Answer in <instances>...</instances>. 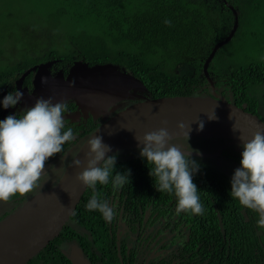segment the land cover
I'll list each match as a JSON object with an SVG mask.
<instances>
[{"label":"trees","instance_id":"obj_1","mask_svg":"<svg viewBox=\"0 0 264 264\" xmlns=\"http://www.w3.org/2000/svg\"><path fill=\"white\" fill-rule=\"evenodd\" d=\"M11 5L23 9L30 23L25 30H34L32 39L45 36L47 47L20 49L15 58L11 54L4 59L0 49V96L4 90L12 92L15 80L27 69L50 60L56 67L76 60L117 64L143 83L149 97L208 94L210 85L202 66L215 44L231 31L235 11V31L215 50L207 72L216 92L264 118V0H0V13L11 14ZM7 25L0 21V43L9 30L11 34ZM59 41L61 46L54 45ZM180 66L186 67L183 73L178 72ZM31 71L25 83L30 82ZM99 123L79 133L73 127L76 139L65 144L64 150ZM118 152L113 153V175L130 170L129 183L114 193L110 180L108 185L98 184L97 191L102 199L109 201L114 195L123 200L121 220L129 232L118 238L116 218L110 225L98 211L86 210L92 194L86 189L75 215L26 264H71L61 248L70 241L81 247L92 264H131L127 261L137 257L127 247L130 237L137 239L136 247L147 248L150 239L163 240L168 247L159 256L146 251L150 258L137 264H264V229L257 227L258 213L231 197L232 174L210 165L203 156L190 155L199 166L193 182L205 212H182L173 219L176 198L157 191L149 175L152 165L139 153L127 158L117 157ZM179 223L181 230L174 232Z\"/></svg>","mask_w":264,"mask_h":264},{"label":"water","instance_id":"obj_2","mask_svg":"<svg viewBox=\"0 0 264 264\" xmlns=\"http://www.w3.org/2000/svg\"><path fill=\"white\" fill-rule=\"evenodd\" d=\"M236 26L237 16L234 11L231 31L226 38L215 44L203 63L202 70L210 85L208 94L149 97L139 79L110 62L90 65L76 60L64 78L62 73L50 77L47 66L52 62L47 61L27 69L21 75L19 81L29 71L37 69L33 80V98L52 97L53 103L71 100L78 112L84 115L90 113L93 117L101 115L103 120L75 149L61 178L39 189L18 208L0 219V264L28 263L58 236L73 216L72 213L87 189L76 179V175L85 166L84 153L89 138L101 136L104 143L111 146L112 151L106 154L110 155L125 148L138 147L135 136L142 137L145 132L162 126H166L170 133L179 134L176 125L183 122L185 131L190 130V138L223 140L215 152H190L191 156L208 157L220 153L227 146L242 144L243 141L238 137L242 136L246 140L256 131L264 132V118L245 105L218 94L207 72L208 62L215 50L231 37ZM118 68L122 71H117ZM42 77L47 78L46 83L41 82ZM129 85L140 87L144 94L127 90L125 86ZM125 98L132 101L128 104L117 102ZM214 113L216 118L208 119V115ZM162 120H166L167 125H161ZM197 120L203 121L202 130L197 129ZM232 126L235 127L234 131ZM73 158L81 160L80 167L72 165ZM65 255L72 264H90L77 245H72Z\"/></svg>","mask_w":264,"mask_h":264},{"label":"clouds","instance_id":"obj_3","mask_svg":"<svg viewBox=\"0 0 264 264\" xmlns=\"http://www.w3.org/2000/svg\"><path fill=\"white\" fill-rule=\"evenodd\" d=\"M165 23L171 22L166 20ZM41 82L46 83L47 78L42 77ZM22 97L19 90L9 92L0 100V106L5 109L15 106ZM66 110L65 101L53 103L52 97H37L33 105L22 109L19 117L17 114L8 115L0 120V203L7 204L17 195L26 197L36 193L49 179L48 171H45L48 160L63 152L64 145L76 139L72 128L65 130ZM215 118V113L208 115L210 120ZM161 125H167V121L162 120ZM203 126V121L197 120V129L202 130ZM176 128L179 134L170 133L166 126H162L145 132L142 137L135 136L138 146L142 144L139 154L146 159L147 165H152L149 175L155 179L157 191L174 194L177 215L182 212L203 215L205 209L193 182V174L199 166L190 157L192 149L187 143L190 130L185 131L183 122H178ZM232 128L234 131L235 127ZM238 139L243 141V150L240 167L231 177L230 195L242 207L258 213L257 227L264 229V132L256 131L250 139L245 140L242 136ZM86 144L85 166L76 175L85 188L92 190L85 208L98 211L106 222L111 223L116 216V206L101 198L97 185H108L111 180L115 193L129 183L130 170L113 175L116 154L106 155L112 149L101 136L87 139ZM71 163L80 167L82 162L73 158ZM49 168L58 179L65 173L63 163Z\"/></svg>","mask_w":264,"mask_h":264},{"label":"flooded vegetation","instance_id":"obj_4","mask_svg":"<svg viewBox=\"0 0 264 264\" xmlns=\"http://www.w3.org/2000/svg\"><path fill=\"white\" fill-rule=\"evenodd\" d=\"M50 61L52 63L47 66V70L49 71L50 77H56L57 75H59L58 73H60V74L62 73L63 74V77L65 78L67 76V73H68V70H69L71 64H63L62 65V63H60V66L56 67V66H54V63L55 62L53 60H50ZM36 70L37 69H35V70L32 69V71H31L32 74L30 76V82L29 83H25L24 82V78H25V76L27 74L23 78H21L20 81H19V79H20V77H21L22 74L18 77L17 80H15V89L12 92H15L16 90H19V91H21L23 93V97H22L21 101L17 105H15V106H12V107H9V108H6V109L3 108V107H0V120L4 119L8 115L18 114V117H19L20 115H22V109L24 107H30L31 105L34 104L36 98H33L32 92H33V88H34L33 80H34V76H35ZM30 94L32 95V97L29 96ZM5 95H7V93L4 90V91L1 92L0 99L2 100V98ZM65 102L67 103V110L64 113L65 128L66 129L67 128L77 127L78 128V132H76V133H79V132H81V131H83L85 129H88L93 123L102 122V120H103L102 118L103 117H101V115L100 116H97L95 118L90 113H88V115H84L83 113L78 112L77 107L75 106L74 102H72L71 100H67ZM70 103H72V104H70ZM77 112H78V114H77ZM196 138H197V142L195 140L193 142L194 144L202 143V142H200L202 140L200 137H196ZM80 139H78L74 143L70 144V146L68 148H66L63 152L57 154L56 156L51 157L48 160V163L45 165V171H48L49 178L52 177V176H55V174L52 173L51 168H49V166L59 167L60 164L63 163L64 167H66V165L69 163L70 159L72 158L71 157L72 153L79 146ZM214 140H211V141H214ZM188 144H190V143H188ZM212 144H214V143L212 142ZM204 147H207V145L204 146ZM116 152H118V151H116ZM48 182L49 181H45L44 183H48ZM32 195L33 194H30L29 196H26L23 199L24 201L23 200L20 201L18 199L19 198V195L13 197L12 200L9 201V206L6 207V208H4L2 211H0V216L3 215L4 213H7V215L10 214L12 211H14L16 208H18L21 204H23ZM113 196L114 195H111L110 196L109 202H110V204H113V205L116 206L115 207V211H116L115 218H116L117 224L114 227V230H115V234L119 238L120 237V234H122L124 236L125 233H128L129 232V226L128 225H125L124 222H122V220H121L122 219L121 213H123V205H122L123 200H119L118 198H113ZM18 203L19 204L21 203V204L19 205ZM174 215H177V214L174 213L172 215V218L173 219H174ZM107 223H109V222H107ZM109 224L112 225V222L109 223ZM171 226H172V222H171ZM181 228H182V223H179L177 226L174 227V232L181 230ZM165 230L167 231V229H164L163 228V231H165ZM130 238H132V240H130V242L127 243V245H128L127 247L129 248V250L132 249L133 250V253H135V256L137 257L133 261H130V260L127 261L128 263H131V264H135L136 262L143 263L144 261H141V260L149 259L150 257L146 255V251H147L148 254L149 253H152L155 256H159L163 252L164 249H167L168 250V247L165 246V244L163 243L164 242L163 240H160V241H162V243H161V242H159L156 239H150V244L146 248L144 244H139L136 247L135 246V240H137V239L134 238V237H130ZM72 245H77V244L75 242H73V241H70V242H66L65 245H62L61 248L64 249V250H66V252H69ZM172 247L173 246H171V248ZM82 253H83V256L85 257V259L90 264H92V262L89 261L88 257L86 256V254H85V252L83 250H82Z\"/></svg>","mask_w":264,"mask_h":264},{"label":"rangeland","instance_id":"obj_5","mask_svg":"<svg viewBox=\"0 0 264 264\" xmlns=\"http://www.w3.org/2000/svg\"><path fill=\"white\" fill-rule=\"evenodd\" d=\"M7 4H10L9 1L7 2ZM11 14L7 13V12H3L0 13V21L1 23H7V28L11 29V34H10V30L8 31L9 34H6L5 38L3 39V42L0 43V49L3 48L4 53L3 56H1V58H6L9 55H15L14 58L19 55V50L20 49H26L29 50L33 47H36L38 50H42V48H46V41H45V36H42L38 39H32V34L34 32V30L27 29L25 30L26 26L30 25V23H27V20L24 19L23 17V9H19L18 10L11 5ZM9 12V11H8ZM26 20V21H25ZM23 22H25L23 24ZM34 26V25H33ZM38 26L36 25L35 27H33V29L37 28ZM36 30V29H35ZM50 35V34H49ZM13 39V42H12ZM3 44V47H2ZM54 45H58L61 46V42H55ZM186 70L185 66H180L178 67V72L183 73ZM117 71H122V69L118 68ZM125 88L129 91L132 92H136L138 94H144L143 89H141L140 87H134V86H125ZM132 99L129 98H125L118 100L117 102H123L128 104ZM100 116V115H98ZM95 118V117H94ZM202 140L199 144H194L193 142L196 140L197 142V138H189L187 143H190V147L192 149V151L194 152H199V153H210V152H215L216 150H218L220 144H222V140H217L215 141H211L210 139H204L201 138ZM212 142L214 144H212ZM195 145V146H194ZM207 147H204L206 146ZM140 147L142 146H138V147H129V148H125L123 150H120L118 152L117 157L122 156V157H130V156H134L136 154H138L140 152ZM181 147H183V145H181ZM243 148H242V144L239 145H231L230 147H225L220 153L216 154V155H212V156H208L205 157V161L207 163H209L210 165L226 172L227 174H232L234 173V170L238 167H240V159H237L236 157L233 158L229 155H227L225 153V151H227L230 154H241ZM204 157V156H203ZM232 175H230L232 177ZM47 181H50V183H54L55 181H57V176H52L50 177ZM44 183V182H43ZM9 206V202L7 204H3L0 203V211H2L4 208Z\"/></svg>","mask_w":264,"mask_h":264}]
</instances>
